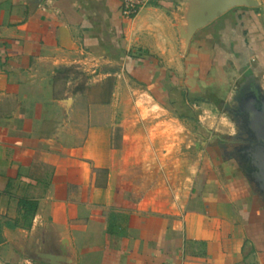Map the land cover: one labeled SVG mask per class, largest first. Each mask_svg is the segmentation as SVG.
<instances>
[{"label":"crops","instance_id":"crops-1","mask_svg":"<svg viewBox=\"0 0 264 264\" xmlns=\"http://www.w3.org/2000/svg\"><path fill=\"white\" fill-rule=\"evenodd\" d=\"M179 12L0 0V264H48L35 257L64 241L70 264H264V200L237 162L177 143L192 135L183 92L228 104L247 77L264 90V0L186 54Z\"/></svg>","mask_w":264,"mask_h":264},{"label":"water","instance_id":"water-1","mask_svg":"<svg viewBox=\"0 0 264 264\" xmlns=\"http://www.w3.org/2000/svg\"><path fill=\"white\" fill-rule=\"evenodd\" d=\"M42 0H35L40 4ZM178 32L186 54L194 36L234 8L257 9L261 0H177ZM231 120L236 125L237 117L242 120L245 143L230 157L254 186L264 200V90L259 81L247 77L234 92L232 102L227 104ZM238 130V128H237ZM66 241L61 255L39 253L35 260L48 264H70L66 258Z\"/></svg>","mask_w":264,"mask_h":264},{"label":"rangeland","instance_id":"rangeland-1","mask_svg":"<svg viewBox=\"0 0 264 264\" xmlns=\"http://www.w3.org/2000/svg\"><path fill=\"white\" fill-rule=\"evenodd\" d=\"M111 69L118 70L119 68L113 67ZM182 90L184 89L182 88ZM182 94L185 95L184 92ZM202 97H205L206 99ZM191 98L194 99L197 97L189 94L188 101L184 100L186 111L190 114V117L183 119L187 125V129L192 132V135L186 134V132L181 133L180 138L178 137L177 139V143L180 141L184 142L186 140L188 142L192 140L194 143L193 148H200L202 147V143L217 145L216 140H213L216 136L233 135L236 133L237 127L231 120L230 115L227 113V104H222V101L218 102V100H216L217 98L208 92L202 93L201 97H198L197 101H192L193 99L191 100ZM144 99L146 98H138L135 95L130 100V106H135L137 113L142 112V108L144 107H149V109H151V106L147 104V102L144 103ZM227 102H232L231 97L227 100ZM157 116L158 113L151 117L155 120L154 123H156L159 119ZM186 136L188 137L187 139ZM177 149H179V147H177Z\"/></svg>","mask_w":264,"mask_h":264},{"label":"flooded vegetation","instance_id":"flooded-vegetation-1","mask_svg":"<svg viewBox=\"0 0 264 264\" xmlns=\"http://www.w3.org/2000/svg\"><path fill=\"white\" fill-rule=\"evenodd\" d=\"M236 127L238 130L233 135L216 136L213 140H216L217 146L219 147L222 154L226 157H231L236 150L244 145L245 138L242 136L244 130L242 129V120L237 117Z\"/></svg>","mask_w":264,"mask_h":264},{"label":"built area","instance_id":"built-area-1","mask_svg":"<svg viewBox=\"0 0 264 264\" xmlns=\"http://www.w3.org/2000/svg\"><path fill=\"white\" fill-rule=\"evenodd\" d=\"M122 15L126 20L133 19L149 0H120Z\"/></svg>","mask_w":264,"mask_h":264},{"label":"trees","instance_id":"trees-1","mask_svg":"<svg viewBox=\"0 0 264 264\" xmlns=\"http://www.w3.org/2000/svg\"><path fill=\"white\" fill-rule=\"evenodd\" d=\"M197 99L198 98H194V100H192V101H197ZM184 100L185 101H188V98H186L185 97V95H184ZM190 100V99H189ZM24 206H26V208L29 210V211H32V212H35V210H36V204H34V203H24Z\"/></svg>","mask_w":264,"mask_h":264}]
</instances>
